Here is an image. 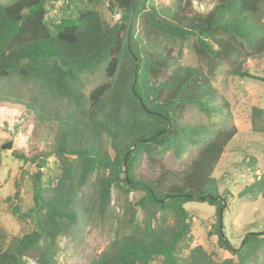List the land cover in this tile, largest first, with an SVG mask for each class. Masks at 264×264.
Returning <instances> with one entry per match:
<instances>
[{
  "label": "trees",
  "instance_id": "16d2710c",
  "mask_svg": "<svg viewBox=\"0 0 264 264\" xmlns=\"http://www.w3.org/2000/svg\"><path fill=\"white\" fill-rule=\"evenodd\" d=\"M46 1L0 3V79L36 80L74 109L48 114L0 95V108L21 113L17 130L32 144L30 156L18 150L12 156L38 169L54 157L59 170L54 183L35 179L29 210L18 214L12 207L34 229L8 238L0 227V264H56L52 245L77 222L76 198L92 176L101 212L113 187L133 193L126 207L133 219L121 220L124 232L92 264H264V231L248 232L233 249L221 229L220 211L231 195L218 191L212 174L236 134L234 126L206 133L180 170L160 161L165 150L177 151L182 141L203 132L187 122L190 107L206 117L228 115L211 87L222 65L234 77L264 81L246 65L264 61V0H211L205 13L192 4L206 0H184L168 12L148 0H77L76 17L62 20L53 32ZM104 2L120 13L114 24L99 11ZM188 40L198 66H175L172 49L161 42ZM101 67L107 80L85 94L84 76ZM252 130L264 135V107L252 109ZM143 154L158 167L155 175L139 168ZM246 166L253 180L238 197L264 198V171L255 174L254 158ZM190 202L215 207L217 243L230 258L217 260L200 246L190 249L192 218L184 207Z\"/></svg>",
  "mask_w": 264,
  "mask_h": 264
},
{
  "label": "rangeland",
  "instance_id": "374dc122",
  "mask_svg": "<svg viewBox=\"0 0 264 264\" xmlns=\"http://www.w3.org/2000/svg\"><path fill=\"white\" fill-rule=\"evenodd\" d=\"M11 0H0L6 4ZM77 0H47L46 23L53 32L55 27L65 19H74L77 15ZM86 2V1H85ZM184 0H148V5L159 11H173L182 7ZM214 2L206 0L202 3L193 2L192 8L205 13L210 10ZM107 3L100 6L103 19L114 24L120 18L119 11L110 12ZM193 40L183 43L178 41H162L172 49L175 57V66L196 67L197 57L192 48ZM251 72L264 78V61L258 66L251 62L246 64ZM107 80L104 69L101 67L83 78V92L87 94L90 89ZM211 87L215 91L218 106L226 105L225 118L222 115L206 117L197 107L192 106L187 112V122L191 126L203 129L201 134L193 136L192 140L182 141L177 151L168 148L160 157L165 168L180 170L190 156L199 147L201 140L207 134L220 128L234 126L236 134L227 145L221 156L213 177L218 191L224 195L228 191V202L221 209V229L224 238L229 241L233 249H238L248 232L264 231V198H240L238 194L253 177L246 161L254 158L255 174L264 171V135L252 130V109L264 107V81L234 77L229 74L228 67L222 65L211 78ZM0 95L18 99L24 103H32L44 112L65 115L73 111V106L65 100L54 96L49 89L33 79H19L17 77L0 79ZM21 113L15 109L0 108V227L8 234V238L22 236L31 232L34 227L29 219H18L12 213V207H17L18 214L26 212L33 206L35 179L37 182L47 184L55 182L59 175L58 164L54 157H49L44 166L38 169L35 164L19 160L12 156L13 150L21 151L30 156V142L27 136L17 130L22 122ZM205 133V134H203ZM11 142V149H2V145ZM39 150L44 149L42 143H37ZM159 158V157H158ZM41 161V160H38ZM244 162V163H243ZM139 168L149 175H155L157 166L147 160L143 154ZM94 176L76 198L77 222L69 232L56 238L52 245L56 264H92L104 252L116 236L124 232L121 220L133 219L126 207L133 198V193L124 194L116 188L111 189L110 203L104 212L96 205L94 193ZM17 192V197L13 195ZM185 209L191 215V243L190 249L202 247L207 253L214 255L217 260L230 258L228 251L217 243L216 210L206 203L190 202ZM189 250H184L187 255ZM24 264H36L26 259ZM153 264H160L155 262Z\"/></svg>",
  "mask_w": 264,
  "mask_h": 264
},
{
  "label": "water",
  "instance_id": "95a60500",
  "mask_svg": "<svg viewBox=\"0 0 264 264\" xmlns=\"http://www.w3.org/2000/svg\"><path fill=\"white\" fill-rule=\"evenodd\" d=\"M11 147H12L11 142H8V143L2 145V149H11ZM36 180H38V175L36 176Z\"/></svg>",
  "mask_w": 264,
  "mask_h": 264
}]
</instances>
